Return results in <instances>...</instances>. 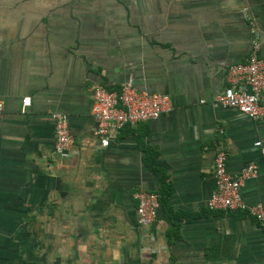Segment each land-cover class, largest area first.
<instances>
[{
    "label": "crops",
    "instance_id": "0c3cea01",
    "mask_svg": "<svg viewBox=\"0 0 264 264\" xmlns=\"http://www.w3.org/2000/svg\"><path fill=\"white\" fill-rule=\"evenodd\" d=\"M252 40L264 61V0H0V264H264L263 227L206 208L217 150L229 174L255 162L239 193L264 205L252 146L264 148V114L213 102ZM127 79L170 111L103 148L91 87ZM54 112L67 117L66 158L52 151ZM136 189L159 196L148 228Z\"/></svg>",
    "mask_w": 264,
    "mask_h": 264
},
{
    "label": "built area",
    "instance_id": "2783aa9c",
    "mask_svg": "<svg viewBox=\"0 0 264 264\" xmlns=\"http://www.w3.org/2000/svg\"><path fill=\"white\" fill-rule=\"evenodd\" d=\"M244 21H250L245 8L240 10ZM223 89L215 95L213 102L220 108L238 113L249 121L259 120L264 112L260 103L264 100V61L259 56V44L252 40L247 56L242 62L227 65L224 69ZM90 116L94 122V137L101 147H107L113 134L124 127L136 128L141 124L157 120L170 111V101L166 95L149 93L137 89L127 79L117 89H107L103 85L91 87ZM22 113L29 106V98L21 102ZM3 103L0 101V115ZM53 144L52 151L61 158L69 155L73 141L69 131L67 117L61 113H52ZM252 146L264 155V148L259 140ZM226 154L217 150L212 158L213 190L206 208L224 213H243L251 217L264 228V205H247L239 190L246 181L257 177L255 162H248L238 173L226 171ZM135 201V218L138 226L150 227L157 218L159 196L143 189H136L132 194Z\"/></svg>",
    "mask_w": 264,
    "mask_h": 264
}]
</instances>
